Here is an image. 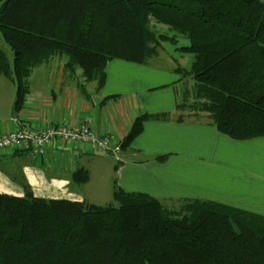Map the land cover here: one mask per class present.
<instances>
[{
    "label": "trees",
    "instance_id": "trees-1",
    "mask_svg": "<svg viewBox=\"0 0 264 264\" xmlns=\"http://www.w3.org/2000/svg\"><path fill=\"white\" fill-rule=\"evenodd\" d=\"M152 20L177 34L158 33ZM0 29L14 53L11 62L0 46V76L17 87L15 115L25 109L35 68L55 57L99 91L112 60L147 66L162 42L180 35L195 61L178 70L195 90L178 110L207 114L235 141L264 139V0H0ZM168 118L139 116L121 148L146 121ZM73 175L76 183L90 179L84 170ZM24 190L0 194V264H264V216L256 212L209 200L173 209L120 187L117 207Z\"/></svg>",
    "mask_w": 264,
    "mask_h": 264
},
{
    "label": "crops",
    "instance_id": "crops-1",
    "mask_svg": "<svg viewBox=\"0 0 264 264\" xmlns=\"http://www.w3.org/2000/svg\"><path fill=\"white\" fill-rule=\"evenodd\" d=\"M159 56L147 66L112 60L99 91L95 82L84 83L80 69L73 75L67 71V58L55 57L31 74L27 104L17 115L16 84L0 76V136L89 123L100 136H115L122 143L139 116L169 114L163 121H146L140 136L115 154L65 140L54 141L45 154L2 151L0 194L23 197L27 184L37 198L105 206L120 187L156 197L173 209L209 200L264 216V139L235 141L221 134L207 114L178 110L185 93L179 87L182 72L173 68L164 74L172 83H159L166 73L154 63ZM78 170L88 172V182L73 181ZM229 188L236 193L228 195Z\"/></svg>",
    "mask_w": 264,
    "mask_h": 264
},
{
    "label": "built area",
    "instance_id": "built-area-1",
    "mask_svg": "<svg viewBox=\"0 0 264 264\" xmlns=\"http://www.w3.org/2000/svg\"><path fill=\"white\" fill-rule=\"evenodd\" d=\"M69 141L91 146L97 153H116L122 150L121 142L111 135H99L96 129L87 123H79L74 126L66 124H53L38 130L17 129L0 136V152L20 151L27 153L35 150L45 154L54 141Z\"/></svg>",
    "mask_w": 264,
    "mask_h": 264
},
{
    "label": "rangeland",
    "instance_id": "rangeland-1",
    "mask_svg": "<svg viewBox=\"0 0 264 264\" xmlns=\"http://www.w3.org/2000/svg\"><path fill=\"white\" fill-rule=\"evenodd\" d=\"M153 21V20H152ZM152 25L154 27V30H156L158 33H163L169 36H174L175 33L173 30H170L169 27L161 24V23H157L156 21L152 22ZM191 44L189 43V40L184 36H180L177 35V41H165L162 42L161 47L159 49V58L158 60H155L156 62H154L155 64L160 66V71H164L166 73H162V75H166L168 73L171 72V69H182V70H190L194 61H195V57L191 52H188L186 50H183V48L190 46ZM0 46L2 48V50L4 51V53L7 54L9 60L11 62H13V58H14V53H12V50L10 48V46H8V44L6 43V41H4L1 29H0ZM66 58V57H64ZM162 76V78L159 80V83H169L171 84L172 82H170L171 80L168 79V77L166 76ZM169 76V75H168ZM181 79L184 80V83L179 86L180 89H183L186 93H188L190 95V99L193 100V95H194V90H195V82L190 79V77H186V79H183V75H181ZM167 81V82H166ZM183 113H189L188 111H181ZM251 169V168H249ZM229 194H233L236 193L235 189H225ZM226 194V193H225ZM104 197V196H103ZM105 198H107V196H105L103 198L102 201L106 200ZM110 205H113L115 207L119 206V202L115 201L114 199L111 200Z\"/></svg>",
    "mask_w": 264,
    "mask_h": 264
}]
</instances>
